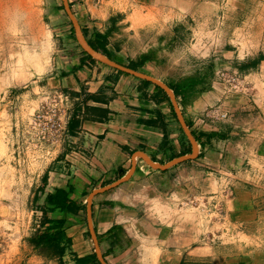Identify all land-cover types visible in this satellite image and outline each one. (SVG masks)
<instances>
[{
  "label": "crops",
  "instance_id": "crops-1",
  "mask_svg": "<svg viewBox=\"0 0 264 264\" xmlns=\"http://www.w3.org/2000/svg\"><path fill=\"white\" fill-rule=\"evenodd\" d=\"M232 1L244 4L243 0L217 2L227 6ZM201 5L217 3L110 0L99 5L87 0V14L99 19L95 29L108 34L106 47L122 64L154 50L153 58L137 68L151 75L148 70L163 63L160 54L168 53L164 41L176 38L164 36L168 24L194 17ZM159 28L163 31L156 40L152 34ZM195 33L196 29L192 38ZM62 39L61 63L47 81L68 96L69 120L34 195L43 182L46 193L74 186L72 197L81 208L77 216L69 217L68 230L78 256L92 252L83 220L89 194L116 181L135 164L127 181L93 197V224L109 264H264V93L256 84V96L263 99L258 104L262 113L241 117L240 122L231 113L226 132L204 114L219 96L199 92L183 104L176 96L186 122L201 140L199 154L168 169H156L140 154L134 155L143 151L165 163L188 148L170 96L149 80L87 59L72 46L67 32ZM261 56L250 69L264 74ZM239 130L257 141L243 138L216 144V139L233 138ZM193 197L207 199L206 205H190L187 200ZM47 261L77 264L71 254Z\"/></svg>",
  "mask_w": 264,
  "mask_h": 264
},
{
  "label": "rangeland",
  "instance_id": "rangeland-1",
  "mask_svg": "<svg viewBox=\"0 0 264 264\" xmlns=\"http://www.w3.org/2000/svg\"><path fill=\"white\" fill-rule=\"evenodd\" d=\"M2 1L4 0H0V264H51L54 262L37 254L28 240L41 216V212L35 208L34 192L58 143L42 137L43 132L48 130L35 123V116L41 104L48 101L46 97L49 92L55 89L47 80L58 70V63H61L64 32H67L72 46L78 52L83 49L76 38L64 0L29 1L31 8L35 6L33 8L36 9V14L17 8L9 1L5 4ZM102 1L106 3L110 0H92L99 5ZM213 1L217 5H201L196 9L194 17L188 16L186 21L176 25L171 23L173 27L168 24L164 36L175 34L176 38L165 41L161 38V42L168 44V53L162 52L160 57L163 63L148 71L154 73L152 76L159 75L158 79L169 84L187 77L201 78L202 83L204 82L202 86H206L201 92L212 91L215 96H219L204 114L219 107L227 109L229 116L235 113L239 122L241 117L256 118L263 111L258 105L263 99L256 96V89L259 88L264 93V74L250 68L243 70L242 67L250 57L264 55V0H243L242 5H233L232 1L227 6H221V0L220 5L218 0ZM68 2L81 25L89 33L94 30V23L99 19L95 20L87 14V0ZM194 29L196 33L192 38ZM161 31L162 28H159L153 32L152 37L159 40L157 37ZM44 49L49 56L44 70H37L28 60H22L24 64L19 65V60L26 51L32 53ZM230 70H236L241 79H244L238 90H231L220 77L221 71ZM229 116L224 119L207 117L216 120V123L213 122L214 126L226 132L231 123ZM239 126L242 127L241 123ZM238 132L233 138L216 139L215 142L222 145L230 141L241 142L243 138L247 142L257 141V138L247 139L241 130ZM186 138L189 141L187 135ZM209 156L208 159H211ZM206 202L207 199H200L196 203L190 202V205H206ZM86 204L87 201L83 211L85 238L89 241L91 251H95L96 243L90 232ZM194 211L192 208L191 214ZM204 217L205 215L202 216ZM98 245L102 252L99 239Z\"/></svg>",
  "mask_w": 264,
  "mask_h": 264
},
{
  "label": "trees",
  "instance_id": "trees-1",
  "mask_svg": "<svg viewBox=\"0 0 264 264\" xmlns=\"http://www.w3.org/2000/svg\"><path fill=\"white\" fill-rule=\"evenodd\" d=\"M83 30L90 44L94 48L106 53L117 62L122 63V61H120L117 57H114L106 47L108 40L107 33H102L97 29L92 30L90 33L86 28H83ZM82 52L85 54L87 59L96 60L88 55L84 50H82ZM154 54V50L149 51L143 54L141 59L131 60L126 65L133 69H137L139 66L144 65L147 60L152 59ZM262 58L263 56H260L259 58L248 61L243 65L242 69L248 70L251 67H255ZM119 72L124 73L121 70H119ZM201 80V78L196 79L193 77H187L170 84L169 86L174 90L177 97H181V102L186 103L206 87L202 86L204 85V82L202 83ZM156 86L162 89L160 86ZM196 138L199 140L198 136H196ZM199 142L201 143V140H199ZM187 143L188 148L183 152V154L191 151V144L189 141H187ZM45 189L46 184L43 182L34 195L35 208L37 211L41 212V216L34 231L29 236L28 240L30 246L37 254L47 259H61L65 255L71 254L74 255L77 264H101L95 251H92L84 256H78L74 250L73 238L69 234L68 230L71 225L69 217L77 216L81 208L80 204H78L72 197L75 189L74 186L72 184H68L66 187L56 188L53 192L47 193L45 192ZM44 194L45 196L43 197Z\"/></svg>",
  "mask_w": 264,
  "mask_h": 264
},
{
  "label": "water",
  "instance_id": "water-1",
  "mask_svg": "<svg viewBox=\"0 0 264 264\" xmlns=\"http://www.w3.org/2000/svg\"><path fill=\"white\" fill-rule=\"evenodd\" d=\"M64 5L65 8L73 22L74 25V29H75V34H76V38L81 46V48L88 54L90 55L92 58L103 62L111 67L117 68L118 70H121L123 72H127L129 74L135 75L139 78H143L146 80H149L153 83H155L156 85L160 86L161 88H163L167 94L170 96L172 103H173V107L174 110L177 114V117L181 123V126L185 132V134L187 135L190 144H191V151L185 154H182L176 158H173L172 160L165 162V163H159L154 161L153 159H151L148 155H146L145 152L141 151L138 152L134 155V158L137 155H141L142 157H144V159L147 161V163L152 166L153 168L156 169H168L170 167H172L173 165L180 163V162H184L190 159H194L198 157L199 154V149H200V143L197 140L195 134L193 133L192 129L190 128V126L188 125V123L186 122L184 115L182 113V110L178 104V100L176 98L175 92L173 91V89L167 85L165 82H163L162 80L158 79L155 76H152L150 74H147L145 72L139 71L137 69H133L125 64L119 63L116 60H114L113 58H111L110 56H108L106 53L94 48L88 38L86 37L83 28L80 24V22L77 20V18L75 17L74 13L71 10L70 4L68 2V0H64ZM135 171V164L131 167V169L125 173L123 176H121L119 179H117L116 181L107 184L106 186H102L100 188H96L94 189L88 196L87 198V218H88V224H89V228H90V232L92 234V237L96 243V248H95V252L97 254V258L98 260L101 262V264H109L106 259L104 258L99 245H98V237H97V233L95 231L94 228V224H93V216H92V203H93V197L101 192H104L106 190L112 189L118 185H120L121 183L127 181L132 174Z\"/></svg>",
  "mask_w": 264,
  "mask_h": 264
},
{
  "label": "built area",
  "instance_id": "built-area-1",
  "mask_svg": "<svg viewBox=\"0 0 264 264\" xmlns=\"http://www.w3.org/2000/svg\"><path fill=\"white\" fill-rule=\"evenodd\" d=\"M220 77L230 86L231 90L235 88L238 90L244 79H241L239 73L236 70L221 71ZM48 101L42 103L36 116V124L48 130L43 132L42 137L52 143L59 142L64 134L66 125L69 120V107L68 96L61 90L55 88L49 92L46 97ZM206 116H214L216 118H227L229 111L224 108L216 107L211 111L206 112ZM204 200V198H202ZM189 202L196 203L198 200L193 197L188 200Z\"/></svg>",
  "mask_w": 264,
  "mask_h": 264
},
{
  "label": "bare ground",
  "instance_id": "bare-ground-1",
  "mask_svg": "<svg viewBox=\"0 0 264 264\" xmlns=\"http://www.w3.org/2000/svg\"><path fill=\"white\" fill-rule=\"evenodd\" d=\"M7 1H9L13 6H16L17 8H20V9H25V11L26 12H28V13H30V12H32V13H34V14H36L37 12L34 10V8L33 7H35V6H33L32 8H31V5H30V3H29V1H31V0H4V1H2V2H4V4H5V2H7ZM33 1H36V0H33ZM3 4V5H4ZM32 4V3H31ZM5 6V5H4ZM10 10V9H9ZM15 12V11H14ZM36 12V13H35ZM33 15V14H32ZM35 16V15H34ZM33 17V16H32ZM38 25V24H37ZM42 27V26H41ZM34 30V29H33ZM37 29H35V31H36ZM44 32V31H43ZM46 32V31H45ZM42 34V33H41ZM40 34V36H42ZM37 35H39V33L37 34ZM44 35V34H43ZM46 35V34H45ZM44 35V36H45ZM33 38H35L34 36H33ZM46 38V37H45ZM42 46V45H41ZM46 48V47H45ZM22 60H28V61H31V63L35 66V68L37 69V70H39V71H42V70H44L45 69V67H46V64H48L47 62H48V60H49V56H48V54H46V50L44 49L43 51H41V52H30V51H26L25 53H24V55H23V58H21L20 60H19V65H23L24 64V61H22ZM48 66V65H47ZM33 74V73H32ZM22 77V76H21Z\"/></svg>",
  "mask_w": 264,
  "mask_h": 264
},
{
  "label": "flooded vegetation",
  "instance_id": "flooded-vegetation-1",
  "mask_svg": "<svg viewBox=\"0 0 264 264\" xmlns=\"http://www.w3.org/2000/svg\"><path fill=\"white\" fill-rule=\"evenodd\" d=\"M83 28V27H82Z\"/></svg>",
  "mask_w": 264,
  "mask_h": 264
}]
</instances>
